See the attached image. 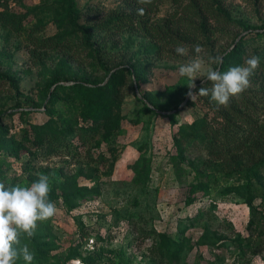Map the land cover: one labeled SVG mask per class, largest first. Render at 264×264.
Returning <instances> with one entry per match:
<instances>
[{"label":"rangeland","instance_id":"1","mask_svg":"<svg viewBox=\"0 0 264 264\" xmlns=\"http://www.w3.org/2000/svg\"><path fill=\"white\" fill-rule=\"evenodd\" d=\"M75 1L78 8L96 9L81 21L88 20L95 13L98 20L118 5L116 0ZM223 1L234 16L246 19L251 26L257 27L264 20V0ZM50 2L10 0L8 9L10 12L22 13L27 8H36L38 14L45 12L44 8ZM169 6L168 3H162L156 16L162 15ZM38 16L39 19L31 14L25 17L23 35L31 32L35 36L49 37L60 32L61 29L56 26L57 12L49 15L40 13ZM37 24H42V27L37 28ZM229 32H236V29L231 28ZM21 34V31H14L0 22V73L3 76L0 77V125L7 129L6 135L0 139V182L6 187L17 184L30 186L38 180L39 174L49 176V199L56 204L57 213L46 221L37 222L36 229H41V234L54 235V246L48 250L50 255H56L58 261L64 264H82L81 256L93 252L99 260L96 264H220L221 258V264H264V241L263 249L256 255L248 254L245 248L244 253L240 254L237 243L232 241L236 233L250 236L254 243L263 239L264 201L259 197L253 200L260 209L254 224L249 225L243 196L234 192L222 194L226 187L237 188L241 183L235 178L218 176L208 186L209 190L196 191L195 200L186 204L189 184L197 180L189 168L200 166L203 156L188 153L180 162L181 169L175 170L173 166L171 156L175 154V147L172 135L178 129L177 123L190 122L198 111L201 112L198 106L181 105L189 89L187 77L180 76L178 69L197 58L203 60L205 69L214 68L215 64L209 58L187 57L180 62L156 60L146 58L141 48L139 54L128 60L142 42L138 36H124L125 42L121 40L116 48L111 47V58L121 62L119 66L133 63L140 76L136 78L132 75L131 79L126 75L124 84L119 87V115L111 141L80 146L82 151L78 157H45L42 152L38 153L40 151L34 153L20 147L19 136L23 128H29L30 123L40 124L47 119L45 102L54 86L57 83H69L60 80L45 93L44 84L50 77L51 69L60 66L65 73L63 68H67L72 75L75 72L77 80L87 85L104 84L110 73L89 74L84 52L76 53L66 62L60 60L61 54H51L46 59L45 66L48 68L33 67L28 59L30 44ZM229 40L225 35L219 45L224 46ZM124 49L126 61L121 56ZM114 68L109 69L113 71ZM203 79L198 77L194 83L198 84ZM16 102L20 107H16ZM143 103L155 113L145 111ZM174 105L180 111L176 115L178 122L171 125L166 114L175 111L172 108ZM54 106L60 109L65 104L56 103ZM110 148H115V153H109ZM88 154L98 160L97 164L91 162ZM98 154L107 157L108 162L97 159ZM140 155L148 158L149 176L146 181L137 184L131 180L134 174L132 164ZM205 176L203 173V176L198 177L206 180ZM74 181L77 185L70 186ZM258 181L264 185L263 173ZM76 187H83L89 193L83 194L81 198L67 196L69 204L65 203L62 196L72 193ZM53 196L55 198H50ZM200 211L202 214L198 216ZM204 227L208 228L206 243L199 244L198 236L203 233ZM150 229L181 242L180 247H174L173 254L164 255L160 260L159 254L152 251L158 237L145 235V231ZM98 234L104 237L103 240L95 237ZM48 239L46 236L45 240ZM21 241L29 243L30 240L25 241L22 237ZM76 244L80 245L73 249L74 258L63 261ZM24 263L22 258L16 262Z\"/></svg>","mask_w":264,"mask_h":264},{"label":"trees","instance_id":"2","mask_svg":"<svg viewBox=\"0 0 264 264\" xmlns=\"http://www.w3.org/2000/svg\"><path fill=\"white\" fill-rule=\"evenodd\" d=\"M9 1L0 0L2 7L0 22L14 31H21V35L30 44L28 59L33 67L48 68L45 66L46 59L51 54L54 56L61 54L60 60L66 62L76 53L84 52L89 65V74L110 73L104 84L87 85L77 80L74 76L75 72L72 75L67 68H63L65 73L60 66L51 69L50 77L44 84L45 93L52 84L60 80L69 83H57L54 86L49 99L45 102L47 119L40 124L30 123L29 128H23L19 136L20 147L23 146L34 153L40 151L38 153L42 152L45 157L50 155L78 157L82 151L79 149L80 146L111 141L110 137L119 115L117 106L121 97L119 87L124 84L126 75L130 78L132 75L136 78L140 76L138 68L133 63H129V66H119L121 62L111 58V47L116 48L121 40L125 42L124 36H138L142 42L128 60L139 54V50L143 48L146 58L180 62L187 57L198 56L193 50V46L198 44L203 48L199 56L223 58L221 65H214V69L219 68L223 72L232 66L243 65L245 60L253 55L259 56L261 63L251 77L250 87L240 96L232 98L227 107L218 106L211 100L210 95L197 94L193 100L188 97L185 101L186 106H198L201 109V112L198 111L190 122L177 123L176 115L180 111L175 109L177 105L172 107L175 111L166 114L169 123L171 125L177 123L178 126L172 135L175 154L171 158L174 169H181L180 162L188 153H194L193 156L195 154L203 156L200 166L189 168L194 172V178L197 180L190 182L185 203L190 204L195 200L196 191L209 190L208 186L216 177L235 178L241 184L233 189L226 187L222 194L234 192L242 195L248 209V223L254 224L260 208L253 203V200L259 197L264 201V185L258 181L259 176L264 174V20L257 27L251 26L246 19L234 16L223 0H152V3L146 6L139 5L137 0H116L118 5L107 11L102 18L99 17L97 20L95 13L91 18L83 21L82 18L88 17L96 9L78 8L75 0H51L44 8L45 12L38 14L36 8H27L22 13L10 12ZM164 2L168 3L170 8L162 15L156 16L160 5ZM138 7L145 8L143 15L137 14ZM52 12L58 14L56 26L61 29L58 34L39 37L28 32L23 35L22 23L28 14L39 19L40 13L49 15ZM35 26L42 27V24ZM231 28L236 29V32L230 34ZM225 35L229 37V42L224 46L219 45ZM177 45L186 47L188 55H178L175 52ZM125 49L122 50L121 56L126 61ZM111 64L114 66H109ZM110 67H115V70L111 71ZM0 77H3L1 73ZM131 85L133 87L132 82ZM202 86L210 88L211 82L205 83L204 78L196 84L193 91H198ZM77 102L79 104H76ZM56 103H64L65 106L56 109L54 106ZM142 106L145 111L155 113L145 103ZM16 107H20L18 102ZM76 113L80 116L79 120ZM6 133L7 129L4 125H0V139ZM109 153H115V148H110ZM88 156L91 162L97 164L96 158L91 154ZM98 158H101L102 162H108L105 156L98 154ZM132 170L134 172L132 182L138 184L146 181L149 176L148 158L140 155L132 164ZM203 173L206 175V180L198 177L203 176ZM72 185L77 184L74 181L70 186ZM82 188L76 187L72 193L62 196V200L69 204L67 196L81 198L83 194L89 193V190ZM201 214L202 211L198 216ZM190 221L193 222V219L191 218ZM207 230L208 228L204 227L203 233L198 236L199 244L206 243ZM145 235L158 237L157 244L152 246V251L159 254L160 260L164 255L173 254L172 249L181 245V242L164 233H157L154 229L145 231ZM46 236L49 237L48 240H45ZM95 237L98 240L104 238L99 234ZM52 238H54L53 234H41V229H36L35 236L29 241L30 250L35 254L32 264H64L58 261L56 255H50L48 252L49 248L54 246ZM262 238L260 242L254 243L250 236L244 237L236 233L232 241L237 243L236 248L240 254L244 253L243 248H245L248 254L256 255L263 249L264 236ZM78 245L80 244L69 250L63 261L74 258L73 249ZM95 255L96 253L93 252L81 256L82 264L99 262ZM221 260L222 258L220 264ZM246 263L242 262V264Z\"/></svg>","mask_w":264,"mask_h":264},{"label":"clouds","instance_id":"3","mask_svg":"<svg viewBox=\"0 0 264 264\" xmlns=\"http://www.w3.org/2000/svg\"><path fill=\"white\" fill-rule=\"evenodd\" d=\"M139 5H149L152 0H137ZM144 7L137 8V14L143 15ZM194 52L199 56L203 52L200 45L193 46ZM175 52L178 55H188V49L177 45ZM209 60L221 65V56L209 57ZM261 59L253 55L245 60L243 65L232 66L227 71L219 68L203 66L202 59H192L179 67L180 76L187 77L189 97L195 95L209 96L218 106L227 107L230 100L240 96L250 87L251 77L260 66ZM205 78V83L211 82V87H200L193 91L196 85L195 79ZM51 185L49 176L39 174L38 180L30 186H7L0 182V264H16L17 260L23 259L25 264H32L35 254L30 250L29 243H22L21 238L29 241L35 236L37 222L46 221L57 213V207L49 199Z\"/></svg>","mask_w":264,"mask_h":264},{"label":"water","instance_id":"4","mask_svg":"<svg viewBox=\"0 0 264 264\" xmlns=\"http://www.w3.org/2000/svg\"><path fill=\"white\" fill-rule=\"evenodd\" d=\"M195 85H196V84H195ZM187 98H188V95L185 96V98H184V100H183V102H182L181 105H183V104L185 103V101L187 100ZM167 113H170V112H167Z\"/></svg>","mask_w":264,"mask_h":264},{"label":"built area","instance_id":"5","mask_svg":"<svg viewBox=\"0 0 264 264\" xmlns=\"http://www.w3.org/2000/svg\"><path fill=\"white\" fill-rule=\"evenodd\" d=\"M263 218H264V215H263Z\"/></svg>","mask_w":264,"mask_h":264}]
</instances>
